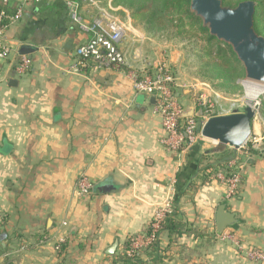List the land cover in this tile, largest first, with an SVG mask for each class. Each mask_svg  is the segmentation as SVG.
Here are the masks:
<instances>
[{
    "label": "crops",
    "instance_id": "obj_1",
    "mask_svg": "<svg viewBox=\"0 0 264 264\" xmlns=\"http://www.w3.org/2000/svg\"><path fill=\"white\" fill-rule=\"evenodd\" d=\"M93 1L77 0L80 23L64 3L27 1L5 30L0 264H115L128 238L143 232L168 198L177 225L163 226L160 243L145 253L156 264H261L218 236L215 212L225 204L238 222L223 232L264 251V158L250 153L238 190L225 199L214 170L203 166L221 150L207 148L205 140L186 152L167 149L154 98L135 92L128 70H77L75 48L107 11L127 25L119 47L138 73L162 58L178 70L175 95L184 109L194 108V92L214 94L207 82L182 76V54L171 41L147 33L111 0L106 6ZM21 54L30 61L24 74L15 70ZM81 173L92 182L88 196L76 191Z\"/></svg>",
    "mask_w": 264,
    "mask_h": 264
},
{
    "label": "built area",
    "instance_id": "obj_2",
    "mask_svg": "<svg viewBox=\"0 0 264 264\" xmlns=\"http://www.w3.org/2000/svg\"><path fill=\"white\" fill-rule=\"evenodd\" d=\"M4 6H8L11 0H0ZM17 1V0H16ZM31 1L34 3L40 0H18L15 8L6 12L0 9V79L2 77V64L10 54V46L4 40V33L7 27L18 21L23 14L24 3ZM94 2L93 0H88ZM70 19L75 23H80L79 4L77 0H64ZM90 37L79 44L74 50V67L77 70L90 69L98 71L107 68L125 69L129 71L132 85L135 92L144 93L154 98V112L161 117L163 137L162 144L170 150L186 152L204 138L200 134L201 125L211 116L228 114L237 107L234 103L224 106L219 102V92L215 91L209 84L214 94H207L198 90L194 92L192 102L194 108H201L200 117L181 118L183 106L178 102L174 86L176 77L171 71V66L165 60H159L151 69H145L138 73L134 67L127 62L124 51L119 44L126 36L127 25L115 14L104 11L103 18L94 19L90 27ZM30 66L29 58L21 54L15 64V70L19 74L27 72ZM264 94V93H262ZM223 98V97H222ZM260 103L254 104L253 110L259 114ZM254 117V118H255ZM253 131V130H252ZM242 151L233 155L221 168L217 166L212 174V178L220 181L224 186V198L233 197L238 190L242 178V171L246 159L251 150L263 152L264 150V128L256 132H251L245 142L237 149ZM92 190L90 178L81 173L76 182V191L80 196H88ZM173 212L172 199L166 200L155 209L149 221L148 231L132 235L125 243V249L121 247L115 264H124L122 258L128 261L140 259V264H152L151 256L145 255L155 249L160 243V234L165 224L166 217ZM220 238H230L239 249L245 251V256L255 262L264 264V251L240 243L233 234L222 232ZM120 256V258H119ZM124 262V263H123Z\"/></svg>",
    "mask_w": 264,
    "mask_h": 264
},
{
    "label": "trees",
    "instance_id": "obj_3",
    "mask_svg": "<svg viewBox=\"0 0 264 264\" xmlns=\"http://www.w3.org/2000/svg\"><path fill=\"white\" fill-rule=\"evenodd\" d=\"M98 1L101 6L107 5V0ZM241 1L244 0H221L222 5L230 8L235 7ZM254 1H256V7L253 14V28L257 34L264 37V0ZM54 2L64 3L63 0H54ZM16 3V0H11L8 6H4L0 1V9L3 8L6 12H10L15 8ZM110 4L113 7L128 10L131 19L142 25L146 32L154 37L169 36L170 33V37L176 36L185 42L192 40L194 47L190 51L194 54L197 76L202 81H207L219 93L231 94L240 91L241 86L236 82L245 76L243 64L230 44L210 34L202 18L190 9V0H111ZM260 106L264 109V102ZM251 152L264 158V150L263 152L251 150ZM214 156L215 161L204 166V169L208 168L213 171L216 166H220L219 164H225L232 157V151L223 149L214 153ZM175 215L173 211L166 217L164 228H176ZM148 230V227H145L143 232ZM63 246V244H58V250H61ZM126 247L124 245L122 248ZM122 261L125 262L124 264L142 263L137 258L133 261L122 258ZM158 262L157 259L152 260V264Z\"/></svg>",
    "mask_w": 264,
    "mask_h": 264
},
{
    "label": "water",
    "instance_id": "obj_4",
    "mask_svg": "<svg viewBox=\"0 0 264 264\" xmlns=\"http://www.w3.org/2000/svg\"><path fill=\"white\" fill-rule=\"evenodd\" d=\"M256 3L251 0L239 2L235 7H224L221 0H190V9L200 16L210 34L231 45L244 66L250 79L264 80V37L253 28V14ZM153 99V98H152ZM201 108L187 107L181 118L200 117ZM255 112L247 104L242 111L234 110L228 114L209 117L202 125L203 138L215 140L220 146L239 148L252 132ZM238 222L233 212L220 204L215 212V230L222 233L227 227ZM115 244L111 246L112 252Z\"/></svg>",
    "mask_w": 264,
    "mask_h": 264
},
{
    "label": "rangeland",
    "instance_id": "obj_5",
    "mask_svg": "<svg viewBox=\"0 0 264 264\" xmlns=\"http://www.w3.org/2000/svg\"><path fill=\"white\" fill-rule=\"evenodd\" d=\"M251 1H253V2L256 3V1H254V0H251ZM224 7H228V6H224ZM168 35L169 36H160V37H157V38L160 39V40L165 39L167 41H171L172 44L174 45L175 49L176 50H179L181 52V54H182V59L181 60H183V63H184V65H183L184 68L181 70L182 71V76L188 77L190 75H193L196 78H198L199 80H202V79H200L197 76L198 74H196L197 73V70H196V66H195V63L196 62H195L194 54L190 51L194 47V45L192 43V40H190L188 42H185V40L180 39V38H178L176 36L170 37V33ZM220 41H223V40H220ZM161 60H165L167 62V60L165 58H162ZM171 71L173 72V74L177 78V80H176V82H177L178 81V76H177V71L178 70H176L174 67L171 66ZM257 80L258 79H250V78H248L246 76V73H245V76L243 78L237 80V82H236L237 84H239L241 86L240 91H238L237 93H231V94H229V93H225V94L224 93H221L222 96H223V98H221L219 100L220 104H222L224 106H228L229 104L234 103L236 105V107H237V111H242L243 108L247 104H250L252 106H254V104H255V106H256V103L259 102L260 105H262V102H264V94H260L259 96H257V98L255 100H253L251 103H248L247 102V98H246L245 82L246 81H257ZM205 82H207V81H205ZM175 88H176V86H174V89H173L174 92H175ZM193 92L194 91H191L192 94H193ZM253 125H254V130L253 129L252 130L254 132H256V133H258L259 131H261L264 128V109H262L261 106L259 108V114H256V117L253 119ZM203 140H205L204 141L205 142L204 143V146H206L207 148H214L216 150L227 149V150L232 151V156L235 155V154H237V152H238V155H239V153L242 151L241 149H239L238 151H236L235 148L230 147L228 145H226V146H220L218 143H213V141L210 140V139L204 138ZM206 162H207L206 164H210L211 163L210 160H208ZM206 164L203 165V166H206ZM219 165L222 168L225 164H219Z\"/></svg>",
    "mask_w": 264,
    "mask_h": 264
},
{
    "label": "bare ground",
    "instance_id": "obj_6",
    "mask_svg": "<svg viewBox=\"0 0 264 264\" xmlns=\"http://www.w3.org/2000/svg\"><path fill=\"white\" fill-rule=\"evenodd\" d=\"M245 91H246L247 102L251 103L253 100L257 98V96H259L264 92V81L260 79H258L257 81H246Z\"/></svg>",
    "mask_w": 264,
    "mask_h": 264
}]
</instances>
